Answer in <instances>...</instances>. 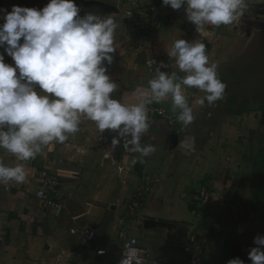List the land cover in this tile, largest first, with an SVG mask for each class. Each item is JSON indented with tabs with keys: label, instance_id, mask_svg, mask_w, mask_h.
I'll use <instances>...</instances> for the list:
<instances>
[{
	"label": "crops",
	"instance_id": "obj_1",
	"mask_svg": "<svg viewBox=\"0 0 264 264\" xmlns=\"http://www.w3.org/2000/svg\"><path fill=\"white\" fill-rule=\"evenodd\" d=\"M48 2L0 0V9L11 11L13 5L42 9ZM75 3L81 16L89 12L112 14L119 25V48L112 54L113 63L107 66L109 76L117 84L112 98L129 104L136 102V88H146L154 76L155 65L150 67L147 60L169 64L163 71H178L174 59L167 56L177 39L199 40L206 45L210 61L218 64L219 78L227 84L225 95L212 107L207 102L201 106L198 100L204 93L187 88L195 117L187 126L177 120L178 110L173 111L171 98L154 103L174 116V121L159 115L149 117L150 128L142 143L154 144L156 151L147 157L130 151L124 141L113 152L111 141L117 134L110 130L101 133L94 122L82 117L77 133L63 143L46 146L42 154L25 163L30 170L25 183L0 185V264H49L59 256H77L71 258L74 264H99L95 246L106 248L108 255L104 260L114 262L121 250L119 231L123 227L126 235L137 238L140 246L152 251L148 264H191V257L200 262L209 248L218 247L227 233L240 229L244 223L237 216L235 180L243 157L241 129L249 122L240 125L241 117L247 113L235 114V102L229 108L227 101L229 93L238 94L246 81L264 79V74L253 70L252 59L264 47V0H247L245 13L238 21L206 26L201 34L186 19L183 7L173 10L163 6L162 0ZM133 6L145 8L163 20L172 13L174 20L164 22L151 33L139 32L128 26L121 15L123 9ZM255 40H259L258 44ZM5 62L14 66L7 54ZM108 153L112 155L109 157ZM0 158L10 166L18 163L3 149ZM42 169L59 178L55 194L58 207L43 208L35 198ZM202 184L213 191L205 217L192 212L191 203ZM143 187L148 189L137 216L123 225L120 219L127 203ZM88 226L95 231L92 243L84 242L80 234ZM192 237V249L185 255L182 249Z\"/></svg>",
	"mask_w": 264,
	"mask_h": 264
},
{
	"label": "clouds",
	"instance_id": "obj_2",
	"mask_svg": "<svg viewBox=\"0 0 264 264\" xmlns=\"http://www.w3.org/2000/svg\"><path fill=\"white\" fill-rule=\"evenodd\" d=\"M162 5L173 10L183 7L186 19L201 34L206 26L238 21L247 0H162ZM0 12V149L18 161L10 166L0 158L2 186L25 183L30 175L25 163L46 146L77 133L82 117L94 122L101 133L117 134L111 141L113 152L124 141L130 151L147 157L156 151L154 144L142 143L150 128L149 105L171 98L177 120L187 126L195 119L187 88L204 93L198 100L201 106L207 102L212 107L224 98L227 84L199 40L177 39L167 51L178 71H163L170 65L147 60L150 67L155 65L154 76L146 88H136V102L129 104L111 95L117 84L107 66L119 48V25L112 14L81 16L75 0H49L42 9L13 5L11 11ZM5 54L14 66L5 62ZM253 243L256 246L248 252L251 264H264V235L254 237ZM120 264H144L142 250L126 246ZM226 264L245 261L237 257Z\"/></svg>",
	"mask_w": 264,
	"mask_h": 264
},
{
	"label": "rangeland",
	"instance_id": "obj_3",
	"mask_svg": "<svg viewBox=\"0 0 264 264\" xmlns=\"http://www.w3.org/2000/svg\"><path fill=\"white\" fill-rule=\"evenodd\" d=\"M256 42L258 44L259 40ZM262 44H264L263 40ZM252 59L253 70L263 75L264 47L258 55L253 54ZM230 75L231 73L228 72L229 78ZM244 84L238 94L237 91L236 93L231 91L228 95V101L235 102L236 110L247 112L241 115L244 119L241 117L239 124L244 121L249 122L246 128L241 129V136L244 135L241 145L243 157L235 180L237 216L244 223L241 224L240 229L227 233L218 247L213 245V248H209L205 252V258L200 262L197 260L196 264H226L229 259L237 257L244 260L245 264H251L248 252L250 248L256 246L253 243L254 237L264 235V180L262 184L257 183V174L254 171L257 166L255 161L258 159L262 161L258 171L261 170L264 175V79H253ZM229 87H233L232 83ZM201 208L202 206H198L197 210L203 215L204 210Z\"/></svg>",
	"mask_w": 264,
	"mask_h": 264
},
{
	"label": "built area",
	"instance_id": "obj_4",
	"mask_svg": "<svg viewBox=\"0 0 264 264\" xmlns=\"http://www.w3.org/2000/svg\"><path fill=\"white\" fill-rule=\"evenodd\" d=\"M121 15L127 25L131 26L132 29H135L139 32L142 33H151L154 30H157L164 26V22H172L174 20L173 14L171 13L167 19L163 20L159 18L157 15L154 13L148 11L147 9L143 8H126L123 9L121 12ZM149 111H148V116L150 118L156 117V115L161 116L162 118H165L169 121H174V116H170L163 108L151 104L148 106ZM40 185L39 188L35 192V198L37 201L40 203V205L43 208H55L60 205L58 202V199L55 197L57 188L59 187L60 181L57 175L49 172L47 169H42L40 171ZM147 187H143L140 190H137L132 198L129 200V202L126 205L125 209V215L123 218L120 219L121 223L125 225L129 219H134L138 212L139 209L141 208V202L142 198L147 191ZM213 195V191L207 186V184H202L198 187V189L195 191V193L192 196V212H197L198 215H206L209 211L208 206L211 201V197ZM198 206H202L204 210V214H199L198 213ZM201 208V209H202ZM71 232H75L71 230ZM80 234L84 242L86 243H92L94 240V235L95 231L92 227H84L80 230ZM119 237L122 240V246L120 253L116 260L114 262L106 261L104 260L105 257L108 255V251L104 247H96L95 246V254L99 258V264H120L121 260L123 259V252L126 251V246H131L138 248L142 250V255L144 257V264H148L152 260V251L147 248L139 245V242L137 238L128 236L125 234V229L124 227L121 228L119 231ZM197 239V237H195ZM135 242L134 244L132 242ZM194 243V237L190 238V241L188 244H186L182 251L184 252L185 255H188L190 250L192 249L191 244ZM77 259V256H59L53 259L52 261H48L49 264H74L73 260L71 259ZM191 264H196L197 260L194 257H191L190 259Z\"/></svg>",
	"mask_w": 264,
	"mask_h": 264
},
{
	"label": "trees",
	"instance_id": "obj_5",
	"mask_svg": "<svg viewBox=\"0 0 264 264\" xmlns=\"http://www.w3.org/2000/svg\"><path fill=\"white\" fill-rule=\"evenodd\" d=\"M234 103L232 102V101H227V106L229 107V108H231V106L233 105ZM245 112V110H236V112H234L235 114H243ZM247 113V112H246ZM260 160H256L255 161V163H256V168L254 169V171H255V174H257V179H258V182L257 183H263V180H264V175H263V173H262V171L260 170V171H258V168H261V164H262V161H260ZM263 172H264V170H263ZM252 178H253V176H252ZM252 191L254 192L255 190H254V187H253V189H252ZM264 205V204H263ZM206 215H203L202 217H205ZM232 259V258H231Z\"/></svg>",
	"mask_w": 264,
	"mask_h": 264
}]
</instances>
